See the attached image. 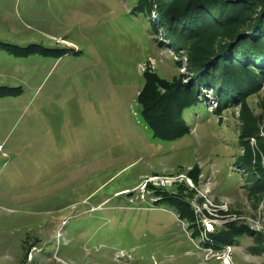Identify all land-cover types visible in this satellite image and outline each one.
Instances as JSON below:
<instances>
[{
	"label": "rangeland",
	"instance_id": "374dc122",
	"mask_svg": "<svg viewBox=\"0 0 264 264\" xmlns=\"http://www.w3.org/2000/svg\"><path fill=\"white\" fill-rule=\"evenodd\" d=\"M136 1L0 0V41L46 52L0 47V86L19 88L0 96V264H264V78L228 106L200 88L187 133L152 136L143 70L191 72ZM224 218L244 232L214 249Z\"/></svg>",
	"mask_w": 264,
	"mask_h": 264
},
{
	"label": "trees",
	"instance_id": "16d2710c",
	"mask_svg": "<svg viewBox=\"0 0 264 264\" xmlns=\"http://www.w3.org/2000/svg\"><path fill=\"white\" fill-rule=\"evenodd\" d=\"M134 8L144 16L155 9L168 44L187 48L185 60L191 72L190 79L183 82L169 81L149 68L143 70L136 100L152 136L173 140L186 134L189 110L203 104L197 96L200 88L210 86L220 106H228L255 91L264 78V0H137ZM149 21L158 28L156 22ZM0 47L16 55L36 50L46 53L36 44L0 41ZM18 89L0 86V96L13 95ZM252 125L246 135L254 133ZM245 156L241 165H251ZM255 172V185L264 186V166L257 165ZM169 201L181 213L180 202ZM223 223L206 234L212 243L206 242L214 249L235 244L244 232L233 220L224 218ZM259 238L264 248V233Z\"/></svg>",
	"mask_w": 264,
	"mask_h": 264
},
{
	"label": "bare ground",
	"instance_id": "6f19581e",
	"mask_svg": "<svg viewBox=\"0 0 264 264\" xmlns=\"http://www.w3.org/2000/svg\"><path fill=\"white\" fill-rule=\"evenodd\" d=\"M223 259V258H222ZM224 261H225V264H230V261H229V259H224Z\"/></svg>",
	"mask_w": 264,
	"mask_h": 264
},
{
	"label": "built area",
	"instance_id": "2783aa9c",
	"mask_svg": "<svg viewBox=\"0 0 264 264\" xmlns=\"http://www.w3.org/2000/svg\"><path fill=\"white\" fill-rule=\"evenodd\" d=\"M227 255H228V254H227ZM227 255H226V256H227Z\"/></svg>",
	"mask_w": 264,
	"mask_h": 264
}]
</instances>
